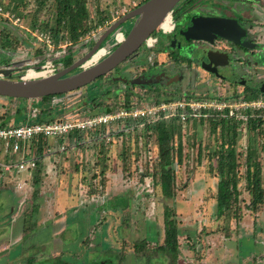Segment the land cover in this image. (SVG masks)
<instances>
[{"label": "rangeland", "instance_id": "374dc122", "mask_svg": "<svg viewBox=\"0 0 264 264\" xmlns=\"http://www.w3.org/2000/svg\"><path fill=\"white\" fill-rule=\"evenodd\" d=\"M25 1L29 3L27 9L35 8V0ZM132 1L139 3L141 0H88L90 17L93 21L97 20L102 14L98 13V10H102L108 13L111 19L116 10H120L122 6L129 8ZM199 1L204 2L196 0L195 3ZM180 2L173 8L175 21H180L184 12ZM47 16L49 10L44 9L42 18ZM29 19L21 18L22 29L18 30L22 39L28 38L25 30L31 29ZM117 19L101 24V34ZM132 24L133 21L128 19L116 30H124L126 35ZM98 28L99 26L96 29ZM113 33L107 39L113 38ZM95 35L91 34L83 39L86 44L79 46L81 52L94 45V39H87ZM26 42L28 43V40ZM142 47L140 46L141 50ZM81 52L75 54V60L80 58ZM61 53V50L57 52L59 55ZM59 55L54 58V61L58 62V70L61 67ZM42 59L43 56L35 58L33 52L26 53L25 49L10 52L0 48V68L12 70L9 75L13 79H16L26 67H36ZM75 70L78 71L80 68ZM33 75L29 73L27 76ZM8 76L4 77L9 78ZM93 86L73 93L54 95L48 104H42L38 99H16L0 95V123L19 122L29 111L36 117L40 109L46 108L56 111L61 116L64 109L74 106L65 116L88 115L90 110L82 109L75 102L78 98H84L82 95L84 96L85 89L89 91L88 95L98 89L96 86L92 88ZM114 98L111 99L113 102ZM155 98V95L149 100L140 98L137 105L142 102L144 104L153 102ZM112 106L115 108V104ZM192 127L189 123L182 132V158L180 163H174L176 193L174 199L168 201L161 195L157 179L146 174V165L149 166L154 153L152 149L148 153V147L152 144L146 147L144 145L146 138L143 136L142 152L139 159H135L133 144L135 132H132L130 146L128 145L131 154L127 156L126 161L128 169L123 170L120 139H115L108 133L113 126L105 128L107 135L105 142L109 147L105 151L107 154L105 180L100 176L93 177L97 168L94 164L98 148L94 147L90 140L84 145L82 143L83 146L71 145L67 148L66 143L61 141L59 146L56 145L57 138H47L50 150L43 157L40 182L36 185L32 182L33 173L29 175L28 172H23L20 178L21 185L18 187L17 178L1 169L3 172H0V218L5 219L0 223H13L12 227L7 225L4 228V234L13 235L6 245L9 242L15 243L10 246L13 259L9 264L20 263L14 252L20 248L21 241L16 240L20 237L25 224L30 228L32 220L36 222L33 232L22 238L23 264L27 262V253L32 252L37 254L39 264H52L49 260L43 259L52 260L60 256L63 261L57 259L54 264H89L91 261L99 260H103L102 264H116L122 253L125 260L119 264H170L169 260L161 255L138 257L133 251L134 242L142 238L150 240L153 244L161 243L163 207L166 203L174 208L177 225L180 228L178 237L180 253L176 264H264V203L255 213L250 212L244 206L249 197L242 190L241 197L244 203L241 217L238 220L216 218L214 196L217 177L212 171L214 162L209 160L207 155L209 150L215 147L219 135L218 128L217 132L212 134L208 122L200 125L196 121ZM240 131L238 145L243 146L247 136L245 126L240 125ZM199 143L202 150L200 161L197 160ZM62 145L65 149L61 148ZM261 159L264 187V153ZM35 189L38 191L36 198L38 211L30 215L33 205L32 192Z\"/></svg>", "mask_w": 264, "mask_h": 264}, {"label": "trees", "instance_id": "16d2710c", "mask_svg": "<svg viewBox=\"0 0 264 264\" xmlns=\"http://www.w3.org/2000/svg\"><path fill=\"white\" fill-rule=\"evenodd\" d=\"M144 1L146 0L139 1L136 6ZM35 2L36 6L33 10L27 9V4L29 3L25 0H7L6 2L5 0H0V5L5 9L11 8L22 19L30 18L28 23L31 28L40 27L43 30H49L56 44L65 41L69 43L63 51L62 56L58 58L61 61L60 68L67 67L75 61V54L81 52L79 46H85L83 39L91 30L96 29L101 24H106L110 20L108 13L106 14L104 11L98 10V13H102L101 17L93 21L88 9V0H35ZM20 6L21 8H19ZM44 9L49 10V16L42 18ZM172 13L174 15V10H172ZM0 26V48L10 52L17 51L21 47V34L16 29H13L10 23L2 16H0ZM101 31L100 29L95 33L94 40L100 36ZM86 50L81 52L80 56ZM33 53L35 58L43 56L42 61L36 64V68H40L41 64L46 60V55H44L40 48L34 50ZM53 62L57 68L58 62L54 61V59ZM8 77L10 78L11 75ZM167 95L169 96L164 98L155 95V100H169L182 97L173 94ZM52 97L53 95L43 96L38 100L42 104H48ZM191 97L192 95L187 96V98ZM237 97L239 95H231L229 98L234 99ZM242 97L253 99L258 96L247 94ZM219 98L224 97L219 96ZM124 102L120 104V107H131L128 96ZM73 108L74 106L67 107L62 111L61 116L50 108H46L45 110L40 109L38 111V119L44 122L61 119L65 117L66 113H70ZM112 110H115L113 106L102 105L100 109L90 111L88 115L110 112ZM262 112L264 113V110ZM258 113H261V111L256 112V114ZM195 122L190 120L182 122L178 117L160 118L155 121H150L147 117H140L138 119L127 118L112 123L110 126H113V128L108 133L115 139H120L121 156L124 164L123 170L128 169L126 161L127 156L131 154L129 144L132 132H135L133 134L135 159H139L140 152H142L141 142L143 136L146 138L144 141L146 147L152 144V146L148 147V153L150 149L154 153L150 159L149 166L146 165V174L152 176L153 179H157L156 183L160 186L161 195L165 201H168L174 199L176 193L174 163H180L182 158V132H184L186 125L189 123L194 127ZM204 122V120H200L199 123L201 125ZM5 124L2 122L0 126ZM208 124L212 134L217 132V128L219 134L215 147L209 150L207 155L208 159L214 162L212 171L215 177H217L214 196L216 218H233L238 220L241 217L242 203H244L241 197L242 190L249 197L248 202L244 206L250 212L255 213L264 203L263 164L261 159L262 153H264V116H252L248 118L245 124L247 136L243 146L238 145V137L241 132V123L239 121L228 117H212L209 118ZM105 128V126L98 127L94 132H70L64 137L59 138V141H56V145L58 144V146L60 141L66 143L67 148L71 145L79 147L82 143L84 145L87 140L92 141L94 147L98 148L97 159L94 164L97 168L93 173V177L100 176L102 180H105L104 176L107 170L105 163L107 154H105V151L109 148L105 142L107 136ZM32 145L35 148L36 155L39 157L37 167L33 172L32 181L36 185L40 182L42 160L50 144L46 137L39 135L32 139ZM201 151V143H199V147L197 148L198 161L201 160ZM100 165L101 167H99ZM37 195L38 191L36 189L33 190V205L30 215L38 211ZM28 231V228L27 230L25 228V234ZM179 235L180 228L177 225L174 208L166 203L163 207V239L161 243L153 244L150 240L142 238L134 242L133 251L139 256L151 257L153 255H161L166 257L170 264H176L180 253ZM124 259L125 255L122 253L120 261Z\"/></svg>", "mask_w": 264, "mask_h": 264}, {"label": "flooded vegetation", "instance_id": "af4514ba", "mask_svg": "<svg viewBox=\"0 0 264 264\" xmlns=\"http://www.w3.org/2000/svg\"><path fill=\"white\" fill-rule=\"evenodd\" d=\"M195 2L196 0H181L180 4L182 3L181 8L184 12L181 20L175 21L171 11L173 23L171 31L155 30L151 34L155 38L151 46H147L144 42L142 50L139 48L114 69L95 79L98 82L94 80L79 88L78 91L94 85L92 88L96 86L98 89L90 95L85 89L84 96L82 95L85 99L78 98L75 103H78L82 109L93 111L100 109L102 105L115 104V108H119L120 104L125 103L127 96L130 104L138 103L140 98L149 100L153 95L165 96L167 94L264 96V0ZM134 18L129 20L133 21ZM199 18L201 20L202 18H213L214 20L208 24H202L199 21L196 23L194 19ZM169 19V16L165 17L163 25H167ZM119 31L124 37V30ZM107 38L101 46H105L106 50L110 51L116 39ZM89 39L93 37L87 40ZM108 42L111 43L107 45ZM90 48H87L84 54ZM63 68L65 67L59 70ZM59 70L56 69L55 72ZM112 98L115 102L111 100ZM4 219L1 217L0 221ZM35 223L32 220L30 228L25 224L20 237L16 240L21 241L20 248L14 252L20 259L19 264L24 262L22 238H26L30 232H33ZM7 225L12 227L13 223H0V247L5 245L0 248V264H9L13 259L10 246L15 243L9 242L6 245L13 236L10 233L4 234V228ZM25 228L29 230L26 234ZM36 255L34 252L27 253L26 264H39ZM61 257L43 260H49L54 264L57 259L62 260ZM123 261L119 258L116 264ZM102 262L103 260L91 261L89 264H102Z\"/></svg>", "mask_w": 264, "mask_h": 264}, {"label": "built area", "instance_id": "2783aa9c", "mask_svg": "<svg viewBox=\"0 0 264 264\" xmlns=\"http://www.w3.org/2000/svg\"><path fill=\"white\" fill-rule=\"evenodd\" d=\"M137 4L138 3L132 1L129 8L122 6L120 10H116L114 14H112V18L109 21H113L119 16L129 12V10L134 8ZM0 16L9 22L13 29L20 32L19 30L22 29V26L20 25L21 17L16 15L11 8L5 9L0 5ZM167 16L170 18L168 24L163 25L162 21L156 31L159 29H162L164 32L172 30L173 23L171 20V11L165 17ZM109 21H107L106 24ZM101 26L102 25H99L98 29L92 31L88 35H95L98 30L102 29ZM25 32L28 35V38H21V47L18 50L24 51L25 49L26 53H28L40 48L44 55H46V60L41 64L40 68L28 67L19 76L27 78L29 73H33L34 75L28 78H37L54 73L57 68L54 65L53 59L55 56L58 57L59 54H57V52L59 50L63 53L69 43L65 41L56 44L53 41L50 31L43 30L40 27L26 29ZM88 35H86V37ZM113 38L116 39V41L113 42L110 51H112L123 39L119 30L114 33ZM27 40L28 43L26 42ZM154 41L155 38L150 35L144 42L147 46H151ZM110 43L111 42H108L107 45ZM110 51H107L105 46H100L89 57V59L83 63L82 67L86 68L98 62ZM223 97L224 98H219V96L216 95H192L191 98L182 96L181 98L169 100H154L153 102L146 104L142 102L139 106L137 103H131V107L129 108L121 106L110 112L88 116L85 115L82 117H76L74 114H69L64 118L49 122L39 121V113L35 117L32 111H29L30 113L27 112V116L22 118L19 122H10L0 126V171L3 170L14 178H17V186L20 187L22 173L28 172L29 175H32L37 167L39 157L35 153L32 139L39 135L46 138L55 137L59 139L70 132H94L101 126L107 128L112 125V123L127 118L138 119L140 117H147L150 121H155L160 118L167 119L178 117L182 122H186L187 120L200 122V120H204V124H206L209 118L212 117H228L235 121H239L241 126H245L249 117L264 116V113L262 112V110H264V96H258L253 99H246L243 97L232 99L225 96ZM37 99L39 98H36V100ZM257 111H261V113L256 114ZM139 124L141 123L139 122ZM61 148L65 149V146L62 145ZM48 150H50V148Z\"/></svg>", "mask_w": 264, "mask_h": 264}, {"label": "water", "instance_id": "95a60500", "mask_svg": "<svg viewBox=\"0 0 264 264\" xmlns=\"http://www.w3.org/2000/svg\"><path fill=\"white\" fill-rule=\"evenodd\" d=\"M180 0H146L113 22L99 36L95 44L72 64L52 74L37 78H6L10 69L0 68V95L11 98L36 99L48 95L68 93L79 89L114 69L135 53L160 25ZM134 18L128 33L98 62L83 68V63L101 46L105 39L126 20ZM208 24L213 18L194 19ZM76 68L80 70L71 73ZM264 89V86H263Z\"/></svg>", "mask_w": 264, "mask_h": 264}, {"label": "bare ground", "instance_id": "6f19581e", "mask_svg": "<svg viewBox=\"0 0 264 264\" xmlns=\"http://www.w3.org/2000/svg\"><path fill=\"white\" fill-rule=\"evenodd\" d=\"M30 77V76H27V78Z\"/></svg>", "mask_w": 264, "mask_h": 264}, {"label": "crops", "instance_id": "0c3cea01", "mask_svg": "<svg viewBox=\"0 0 264 264\" xmlns=\"http://www.w3.org/2000/svg\"><path fill=\"white\" fill-rule=\"evenodd\" d=\"M1 172V171H0Z\"/></svg>", "mask_w": 264, "mask_h": 264}]
</instances>
